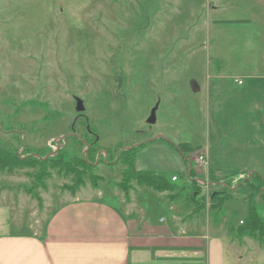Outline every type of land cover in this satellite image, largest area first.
Here are the masks:
<instances>
[{
  "label": "rangeland",
  "instance_id": "obj_1",
  "mask_svg": "<svg viewBox=\"0 0 264 264\" xmlns=\"http://www.w3.org/2000/svg\"><path fill=\"white\" fill-rule=\"evenodd\" d=\"M206 147L200 179L228 182L244 164L238 189L181 179ZM0 148L22 159L84 155L93 165L81 177L50 169L41 180L37 167L0 169V202L13 204L22 232L70 194L128 197L145 187L119 186L120 155L135 149L137 169L180 176L168 197L196 196L187 204L208 224L198 231L245 246L241 255L228 248L225 264H264V246L230 230L251 204L264 218V186L245 184L264 179V0H0ZM214 195H228L218 210Z\"/></svg>",
  "mask_w": 264,
  "mask_h": 264
},
{
  "label": "crops",
  "instance_id": "obj_2",
  "mask_svg": "<svg viewBox=\"0 0 264 264\" xmlns=\"http://www.w3.org/2000/svg\"><path fill=\"white\" fill-rule=\"evenodd\" d=\"M245 22L251 23V19ZM216 76L220 77L219 73ZM202 151L208 156L209 165V147ZM137 166L144 169L138 163ZM190 168L189 165L186 178H181L185 184L190 182ZM204 170L196 169L193 178H202ZM249 170L242 164L236 169L241 172L239 176L228 182L203 180L211 186L238 189ZM175 175L172 174V181ZM177 176L174 182L180 180ZM149 191L143 187L128 197L114 192L70 194L65 201L52 204L41 226L35 228L30 223V232H22L21 224L14 228L13 204L0 202V264H225L228 248L243 253L245 246H237L229 239L227 243L222 236L216 237L204 229L198 231L208 229V224L199 223L192 215L188 204L196 205V198L175 199L178 197L170 198L166 191ZM161 212L168 217H160ZM252 246L257 250L254 242Z\"/></svg>",
  "mask_w": 264,
  "mask_h": 264
},
{
  "label": "trees",
  "instance_id": "obj_3",
  "mask_svg": "<svg viewBox=\"0 0 264 264\" xmlns=\"http://www.w3.org/2000/svg\"><path fill=\"white\" fill-rule=\"evenodd\" d=\"M87 133H89V128L86 129ZM79 139V138H77ZM93 146L89 149V152H92ZM199 149V148H198ZM183 152L191 151L192 148L187 146L186 144H182ZM40 155V154H39ZM62 152L60 151L57 156L48 157V158H37L35 156L28 157L26 159H22L20 155L13 151H8L0 148V169H9L12 170L16 167H37V172L33 174L37 179L41 180L45 176L48 175L50 169H57L58 172L64 174L75 175L76 177H81L82 172L79 169H92V162H88L84 157V155L75 158L74 160L67 161L62 156ZM45 156V154L41 155ZM136 157L137 152L135 149L127 150L121 153L120 162L124 166V170L122 171V179L119 182V186L127 193L131 189V183L136 181L137 184L143 185L147 188H150L157 192L164 191H174L176 190V186L171 182V180L165 178L163 175L156 173L152 170L147 169H137L136 167ZM196 166L191 165L190 168V177L196 176L195 174ZM255 182H247L251 185V189L255 192L259 191L262 185L257 186V182H264L263 176L259 173L256 174ZM194 180V178H193ZM195 182V181H192ZM197 190V189H196ZM198 191V190H197ZM199 192V191H198ZM194 195V194H193ZM253 194H251L252 196ZM36 197L40 200V197L36 195ZM196 196L194 195V198ZM228 197V195H214L212 196L213 204H211V208L218 210L221 208V203L224 198ZM260 199L263 200L261 197ZM230 230L236 232L239 237H250L255 239L260 246H264V218H262L254 209L253 205H250L249 216L245 220H241L238 227H230Z\"/></svg>",
  "mask_w": 264,
  "mask_h": 264
},
{
  "label": "water",
  "instance_id": "obj_4",
  "mask_svg": "<svg viewBox=\"0 0 264 264\" xmlns=\"http://www.w3.org/2000/svg\"><path fill=\"white\" fill-rule=\"evenodd\" d=\"M158 105L154 106L150 112V115L148 116V118L146 119V122L149 124H155L157 121V115H156V111H157ZM86 110L84 102L81 98L76 97V111L79 113H83ZM131 147H128L127 149H129ZM57 151L54 153L56 154ZM49 157L48 155L44 156L43 158H47ZM191 166V163L189 164Z\"/></svg>",
  "mask_w": 264,
  "mask_h": 264
},
{
  "label": "built area",
  "instance_id": "obj_5",
  "mask_svg": "<svg viewBox=\"0 0 264 264\" xmlns=\"http://www.w3.org/2000/svg\"><path fill=\"white\" fill-rule=\"evenodd\" d=\"M239 83H241V81H239ZM59 140H57L58 142ZM55 151V149H54ZM195 162H197V166H200L202 168H205L208 165V156L204 153V152H199L196 156H195ZM173 181H176L178 179V176L175 175L172 177ZM188 180H193L192 177L188 176ZM198 183H200L201 185H206V182L203 179H198Z\"/></svg>",
  "mask_w": 264,
  "mask_h": 264
}]
</instances>
